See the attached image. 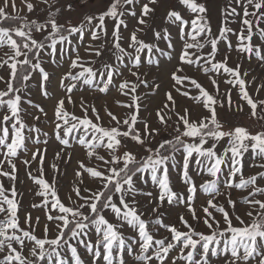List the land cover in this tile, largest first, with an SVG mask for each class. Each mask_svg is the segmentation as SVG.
I'll list each match as a JSON object with an SVG mask.
<instances>
[{
	"label": "snow or ice",
	"instance_id": "obj_1",
	"mask_svg": "<svg viewBox=\"0 0 264 264\" xmlns=\"http://www.w3.org/2000/svg\"><path fill=\"white\" fill-rule=\"evenodd\" d=\"M56 3L57 0H39V4L47 6L39 9L46 13L40 22L20 15L17 0H0V49H7L6 59L0 58V68L7 70V78L0 76L5 86L0 90V264H87L80 255L81 248L91 264H100L101 260L103 264H128L129 257L133 264H264V128L255 133L243 126L225 130L220 115L221 111L244 112V107L234 104L230 95L232 89H238L249 117L264 124V99H253L250 95V82L246 80L250 71L240 62L254 57L264 65V0H226L215 31L208 0H111L104 10L84 14L77 25L58 22L61 7H56ZM86 3L87 0H81V7ZM21 4L29 14L37 11L38 4L32 0H21ZM62 8L69 13L75 10L71 2ZM160 11L164 27L154 26ZM185 12L190 14L188 18ZM128 18L135 21V27L124 36L121 29L128 28ZM108 21L112 22L110 35ZM231 24H237L238 29ZM172 29L182 41L175 54L170 51L176 47ZM34 32L42 39L35 38ZM149 32L151 41L140 38ZM229 34L235 36V45ZM85 35L91 41H102L98 46L89 43L85 48L89 56L100 58L107 50L117 63L101 61L100 68L88 66L96 61H85L78 48L72 49L76 55L70 57L67 71L57 82L64 95L57 98L49 91L52 74L42 66L44 57L47 55L50 64L60 67L63 56L57 57V53H64L65 45L73 44L71 38L78 36L83 40ZM162 42H167L164 47L159 46ZM221 44L225 46L223 59L217 60ZM233 50L240 60L229 66ZM145 51L146 61L141 55ZM156 54L168 58L171 66L165 69L164 61L157 60ZM125 70L135 78L121 80L116 89L120 95L130 97V103L116 101L118 106L129 109L126 116L120 118L105 106L103 111L109 118L105 126L100 109L83 97L78 105L81 116L68 111V104L73 109L77 107L71 94L81 84L107 93ZM193 70L207 77L215 94L196 76L189 75ZM34 73L39 75L40 95L54 101L51 131L59 146L54 158L64 163L71 161L69 150H74L71 137L89 159L101 162L89 167L77 161L68 195L72 206L59 196V177L66 173L56 164L48 165L49 141L33 135L41 132L37 126L40 115L35 110L48 116L40 104L25 98L27 82ZM213 73L222 76L223 82L230 86L225 89L223 100L217 98L220 81L210 75ZM162 76L168 80L167 89L160 82ZM16 81L24 83L17 87ZM141 86L146 90L142 94ZM255 92L257 96L264 92V82ZM160 93L163 102L153 110L156 125L153 126V112L148 117L141 112L148 110L144 100ZM181 98L192 101L206 114L193 117L190 107H180ZM22 113L37 123L27 124ZM170 130L169 139L164 134ZM29 141L36 146L44 145L20 161L28 178L39 186L35 195L42 199L32 207L43 209L46 223L40 236L36 232L41 217H35L34 223L28 213L23 220L26 227L21 226V202L16 199L22 195L15 187L19 171L16 161L20 160L21 152L28 153ZM218 145H222V151ZM135 147L142 149L143 154L134 151ZM100 150L105 154L101 155ZM177 152H181L179 162ZM249 153L251 166L258 170L245 175L243 161ZM33 162L37 175H33L30 167ZM46 167L58 173L51 182L45 178ZM172 169L177 172L181 191L173 189ZM85 175L97 184L95 189L84 186ZM201 175L212 179L197 184L195 177ZM3 179L13 183L5 187ZM149 179L157 190L155 193L138 185ZM233 191L246 195L234 199ZM201 193L205 201L198 211L195 201ZM220 198L224 204L218 202ZM173 205H182L194 223L185 214L165 223L166 213ZM240 205L244 206L243 215ZM201 223L207 232L197 230ZM53 227L55 234L50 237ZM126 228L133 234L126 235ZM160 229L167 234L160 235Z\"/></svg>",
	"mask_w": 264,
	"mask_h": 264
},
{
	"label": "rangeland",
	"instance_id": "obj_2",
	"mask_svg": "<svg viewBox=\"0 0 264 264\" xmlns=\"http://www.w3.org/2000/svg\"><path fill=\"white\" fill-rule=\"evenodd\" d=\"M33 3L38 4V8L36 12H33L29 14L27 12V9L24 8V6L21 4V0H17V11L19 12L20 15H27L29 19H39L40 22H43L46 13H41L39 11L40 8H47L46 5L39 4V0H32ZM66 2H71L73 5V8L75 9L73 12H65L63 11L62 6L66 4ZM111 2V0H87L86 5L81 7V0H57L56 7H61V13L59 14L58 22L61 24H67V22H71L74 25L79 24L81 19L83 18L84 14H95L99 11H102L105 9V7ZM175 2V0H173ZM226 3V0H208L209 8H210V15H211V25L213 30L215 31L219 24H220V9L224 7ZM10 10V9H9ZM185 18H188L190 14L187 12L184 13ZM162 16V11L157 13V21L156 25L154 26H161L164 27L166 25L163 24L162 19L160 17ZM128 23V28L127 29H121L122 34L124 36H127L130 31L135 27V21L132 20L131 18H128L127 20ZM234 29H238L237 24H231L230 25ZM108 29H109V35L111 33L112 29V22L108 21ZM35 38L37 39H42L40 34L38 33H33ZM230 39L232 43L235 45L236 43V38L234 35L229 34ZM141 39L145 40L146 42L151 41L152 36L151 33L149 32L148 35H141ZM172 38L173 41L176 44V47L172 50L173 54H175L176 51L181 47L182 41H179L175 35V30L172 29ZM73 39V44L72 45H65V52L64 53H57V57L63 56V59L60 61V67H57L56 65L50 64L48 62L47 55L44 57V62L43 65L46 69V71L50 72L52 74V81L51 85L49 87V91H52L55 93L56 97H60L64 95V93L57 87V82L60 78V76L63 74V72L67 71L68 68V63L70 60V57L74 58L76 55V52L72 51L74 48H78L79 55L85 60H95L96 63L95 65H88V66H93L95 68H100L101 67V61L109 62V63H117L115 61V57L112 53L108 52L107 50L105 51L104 55L100 58H96L94 56H89V54L85 51V48L89 45V43H92L95 46H98L102 41H91L90 36L85 35L84 39L81 40L78 36L71 38ZM257 43H260V41L257 39ZM167 42H162L159 43L160 47H164ZM122 44L126 47V44L122 41ZM220 53L217 55V60L223 59V53L225 50V46L221 44L220 46ZM7 51L6 48L0 49V58L6 59L4 56V52ZM129 51H131L129 49ZM144 58L145 61L148 58V54L145 51L144 53L141 54ZM157 60H163L164 61V67L167 69L168 67L171 66L169 63L168 58L166 57H161L159 54H156ZM240 60V56L236 51H232L230 55V60H229V66H235V63ZM174 62V61H173ZM243 64V67L245 70L250 71V75L246 77V80L250 82L248 85V91L250 95H252L253 99H264V92L260 93L259 96H257L255 89L258 85H260L262 82H264V65H261L254 57L249 59V58H244L240 61ZM146 70V69H144ZM154 75H160L159 73H156ZM189 75H194L197 77L200 83L203 84L205 88L208 89L210 93L215 94V89L211 86L209 80L203 73H196L195 70L189 72ZM213 75L214 78L219 79L220 84V95L217 97L220 100H223L225 96V89L229 88V85H226L223 82V77L219 76L217 74H210ZM0 76H4L7 78V70L6 68H0ZM253 77L256 79L253 80ZM123 79H128V80H135L134 77H132L127 70L124 71L123 76L117 77L113 83L112 86H110V89L107 93H98L90 88H88L85 85H80L79 88L74 91L71 95L73 96V99L77 101V107L73 109L72 105L68 104L66 105L68 108L69 112L75 111V114L77 116H81L82 113L79 109V99L80 97H83V99L91 104L100 109V114L103 117V123L105 126L109 124V118L107 115L104 113L103 108L106 106L111 112L116 114L118 117L123 118L126 116L129 112V109L120 107L116 104V101H122L124 103H130V97H125L120 95L117 92V87L118 84L121 80ZM149 79H152V77H149ZM38 80H39V75L38 73L33 74V78L30 80V82H27L28 84V89L25 92V98H31L34 102L40 104L47 112L48 116L45 117L43 114L39 113V110H35L36 114L40 115V121L37 123L34 121L30 116H24L22 113V117H24L25 122L29 125L33 123H37V126L41 128V132L39 134H33L34 136H37L41 140H48L49 143L47 145V161L48 165L56 164L58 165L59 169L61 172H65L66 175L60 176L59 177V184H58V189H59V196L66 205L72 206L68 200V195L70 193V187L74 183L73 179V173L74 169L78 168L77 161H83L85 165L89 167H96L98 164H100V161H97L95 158L89 159L84 151L80 148L79 145L76 144L75 140H72L71 137H69L70 143L73 145L74 150H69L72 159L69 163H64L63 161H58L54 158V153L58 150V142L55 141L53 133H52V123H51V118H52V109H53V104L54 101L52 100H46L44 99L39 91H38ZM162 86L164 89H167L168 87V80L166 77H161ZM24 83V82H23ZM4 83L3 81H0V90L4 89ZM146 90L141 86L139 89V92L142 94ZM196 93L193 92V95ZM231 98L234 102V104H240L241 106L244 107V112L239 113V114H234V113H228L225 111H221L220 115L222 120L225 122V130H228L229 127H234V126H243L246 127L250 132L255 133L258 130H261L264 128V124L258 123L254 120H252L249 115H248V107L247 105L239 99V91L238 89H232L231 93ZM163 102V95L162 93L157 94L153 97H149L147 100H144V103L147 105L148 110L141 112V115L143 117H148L150 112H153V110L158 107L162 106ZM190 107L193 111V117H195L197 114H206L204 110L201 107L196 106L192 101L186 99V98H181L180 99V107ZM23 107L28 108V111H33L31 108L28 107V105H23ZM2 111V110H0ZM91 115V113H90ZM153 126L155 125V118H154V112H153ZM175 119V118H174ZM27 132V130H25ZM48 132V136H44L43 133ZM167 138H171V130L168 133L164 134ZM43 148L44 145L41 143L39 146L34 145L31 141L28 143V153L21 152L20 153V160L16 161L17 167L19 169L18 171V179L15 181V187L18 191V193L22 195H18L16 197L17 200L21 202V207L19 209V216L21 219V226L26 227V225L23 224V220L26 214L31 213L33 217V222L35 223V217L40 216L41 217V222L39 226L37 227V232L36 235L40 236L42 235V229L44 223H46V220L43 215V209H34L32 207L33 203H39L41 201V197H38L35 195L36 191L39 190V186L35 185L32 180L28 178L26 175V167L23 165L20 161L26 158V156L31 152L36 150V148ZM129 147H133L132 144H129ZM218 148L222 151V145H218ZM134 151H138L141 154H143L142 149H139L138 147L133 148ZM100 154L104 155V151L100 150ZM68 158L65 157V160ZM176 159L179 162L181 160V152L176 153ZM253 160L251 157V154H246L243 164L244 167L242 171L244 172L245 175L253 174L255 173L258 169L252 167ZM33 175H37L36 172V163L33 162V164L30 166ZM171 177H172V186L175 191H181L182 186L180 181L177 179V172L175 169L171 170ZM54 175H58V173H55L51 167H46V179L51 182L52 177ZM147 175V174H145ZM197 184L203 183L205 180H211L212 177L208 175H201V176H196L195 177ZM3 183L5 187H10V185L13 183L7 179H3ZM139 187H141L144 190H150L153 191L154 193L157 191L155 187L151 184L150 179L148 180L147 183L144 182H138ZM86 187H90L95 189L97 187V184L89 179L87 175H85V185ZM234 199H239L241 196L246 195L245 192H239V191H233L232 193ZM73 200H76L77 198L73 195L72 197ZM205 197L201 193L198 199L195 201L197 209L199 211V206L204 203ZM79 202V201H77ZM219 203L224 204L225 201L223 198H220ZM145 200L141 198V204H144ZM243 210L244 206L240 205V212L241 215H243ZM179 214H185L186 215V210L183 208L182 205H173L172 210L168 213H166L164 222L165 223H170L174 222L177 219V216ZM186 218L190 220V217L186 215ZM108 219L112 222H115L113 217L111 215H108ZM217 219H220L219 216H217ZM247 219V218H246ZM190 222H192L190 220ZM194 223V222H192ZM233 223L235 224L236 221L233 220ZM183 230V229H182ZM198 231H205L207 232V229L203 226L201 223L199 226H197ZM126 235H132V231L130 229H124ZM55 234V230L53 227V230L49 233L50 237ZM166 231L164 229H160V235H166ZM93 239H94V234H93ZM80 255L82 258L87 262V264H91L90 257L87 255L86 251L84 249H79ZM215 259V258H214ZM100 264H103V261H100ZM128 264H133L132 259L129 257L128 258Z\"/></svg>",
	"mask_w": 264,
	"mask_h": 264
},
{
	"label": "trees",
	"instance_id": "obj_3",
	"mask_svg": "<svg viewBox=\"0 0 264 264\" xmlns=\"http://www.w3.org/2000/svg\"><path fill=\"white\" fill-rule=\"evenodd\" d=\"M21 83H23L22 81H16L15 84L17 87H19L21 85Z\"/></svg>",
	"mask_w": 264,
	"mask_h": 264
}]
</instances>
